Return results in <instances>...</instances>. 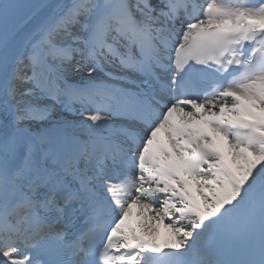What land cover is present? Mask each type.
I'll return each instance as SVG.
<instances>
[{
	"label": "snow or ice",
	"instance_id": "snow-or-ice-1",
	"mask_svg": "<svg viewBox=\"0 0 264 264\" xmlns=\"http://www.w3.org/2000/svg\"><path fill=\"white\" fill-rule=\"evenodd\" d=\"M0 264H264V0H0Z\"/></svg>",
	"mask_w": 264,
	"mask_h": 264
}]
</instances>
